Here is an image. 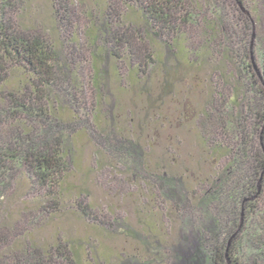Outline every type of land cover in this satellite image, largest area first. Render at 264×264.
Returning a JSON list of instances; mask_svg holds the SVG:
<instances>
[{
	"label": "trees",
	"instance_id": "trees-1",
	"mask_svg": "<svg viewBox=\"0 0 264 264\" xmlns=\"http://www.w3.org/2000/svg\"><path fill=\"white\" fill-rule=\"evenodd\" d=\"M32 4L0 0V264H264V0H48L50 24L29 27ZM190 76L208 93L198 139L214 168L196 189L154 173L144 133ZM107 165L128 169L123 183L144 171L146 231L77 183ZM172 215L189 220L176 245L159 226ZM119 234L134 244H103Z\"/></svg>",
	"mask_w": 264,
	"mask_h": 264
},
{
	"label": "rangeland",
	"instance_id": "rangeland-1",
	"mask_svg": "<svg viewBox=\"0 0 264 264\" xmlns=\"http://www.w3.org/2000/svg\"><path fill=\"white\" fill-rule=\"evenodd\" d=\"M47 6L48 0H33V4L29 8L32 10L31 14L28 13L27 16H25L26 19L24 20V24L26 26L32 27V25H34V23H36V21H38L39 19H42L43 21L44 19H48L49 22L51 12H49L48 9L46 10ZM49 28H52V24ZM190 77H187L186 81L183 80L178 85L179 89L174 90L172 95L167 97L166 100L160 101V103L157 102V108L159 109L158 111H160V113H157V115H151V128L147 129V131H145L144 133L147 137L148 142L150 140L149 145H153L149 161L154 164V173L161 174L164 172H169L170 174L177 176L185 175V177L190 175V178L188 179L189 188L196 189L198 186L197 180L200 177L210 176L212 171H214V168H212L211 165L207 162L208 159L206 156H208L209 150L207 149L206 145H202V143L198 139L200 138L198 137V128H200L201 121L200 118L203 117L202 115L199 116V106L203 105L207 101L208 93L206 92L207 90L202 92L192 90L191 85L193 83V76ZM207 77L208 76H206V79ZM209 78L210 76L208 77V79ZM123 99L124 101L128 100V98ZM127 103L129 105L132 104L130 101H128ZM193 103L197 107L194 113L196 115L192 113L189 121H183L184 123H180L179 127H177L176 129L175 127H169L168 124H156L157 128L154 130V134L151 135V129H154L155 122L158 118L161 117L163 120H165V122L168 120H172L173 116L175 117L174 120H181V118H183L182 113L184 111V108L188 109V107H194V105H192ZM140 108L142 109L141 106ZM138 116L141 117L139 118V120L145 119V109L143 111L139 110ZM169 135H171V138L168 137ZM145 143L147 144V142ZM95 151L96 153L98 152V150H96L95 148H87L83 157L84 165L88 166L93 163L92 156L95 155ZM223 163V160H219L217 164L222 165ZM107 166L110 169L104 168L107 170H103V168H101V170H98V172L93 174L92 176L85 177L86 175L84 176L78 173L76 177L77 183H84L85 190H87L86 194L88 196H93L94 202L99 204L102 210L110 208L109 205L112 204V206L114 207L113 209L116 208V212H119V214H123L127 217V224L129 225V227L131 226L136 230L146 231L144 222L140 220L146 219L150 223L152 221L150 219L149 213L146 210V206L148 205L147 202L145 203L146 198H148L147 187L150 186V183L148 182V180H146L144 171H141L137 177H132V179H130L131 183H129L128 181L123 183L126 179L128 180V175L123 176V173L128 171V169L121 168L119 166L117 168L116 166ZM108 170L111 171L110 176ZM120 184H122V186ZM119 185L121 188L120 194H118V192L115 193L116 188ZM80 186L81 185H79V187ZM11 201L13 202L14 206H12V208H4V211L7 215L10 211L9 209H12L15 212H18L20 210L18 208V199L15 198ZM157 212H159V210H157ZM169 213L170 210L168 214ZM3 214L4 212L2 211L1 216L5 218L6 214H4L5 217L3 216ZM172 216L174 217L172 219V223H165V227L169 235H167V232L163 227L164 225H162L161 223L159 224L160 229H163L162 232L164 234L165 240L167 238V241L169 242L168 245H170V238L171 241L174 242V245H176L177 239H179L180 237L179 229L184 223H189V220L186 218L178 220L175 215ZM194 218L195 217H193V220ZM189 219L191 220V218ZM162 221L167 222V219L162 218L161 222ZM67 223L68 226L77 233H80L82 230L83 232H85V230L87 229L84 226L83 228H81L82 224L77 219L68 220ZM50 230V228H44L38 232L37 236L46 239L50 236ZM119 237L120 238L115 237V239L106 238V240L103 241V244L115 252L129 248L134 244L133 240H131L132 238H130L127 234H119Z\"/></svg>",
	"mask_w": 264,
	"mask_h": 264
},
{
	"label": "water",
	"instance_id": "water-1",
	"mask_svg": "<svg viewBox=\"0 0 264 264\" xmlns=\"http://www.w3.org/2000/svg\"><path fill=\"white\" fill-rule=\"evenodd\" d=\"M242 224H243V218H242Z\"/></svg>",
	"mask_w": 264,
	"mask_h": 264
}]
</instances>
